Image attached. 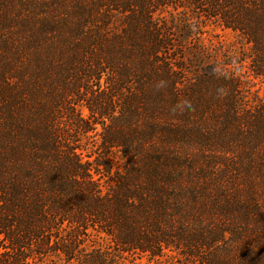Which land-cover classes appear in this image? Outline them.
Instances as JSON below:
<instances>
[{
	"label": "trees",
	"instance_id": "1",
	"mask_svg": "<svg viewBox=\"0 0 264 264\" xmlns=\"http://www.w3.org/2000/svg\"><path fill=\"white\" fill-rule=\"evenodd\" d=\"M166 262L264 264V0H0V264Z\"/></svg>",
	"mask_w": 264,
	"mask_h": 264
},
{
	"label": "rangeland",
	"instance_id": "2",
	"mask_svg": "<svg viewBox=\"0 0 264 264\" xmlns=\"http://www.w3.org/2000/svg\"><path fill=\"white\" fill-rule=\"evenodd\" d=\"M203 37L205 41L207 42H213L215 44H222L225 47H231L234 48L235 54L237 57H244V53H242L244 50H247V48L242 45L241 42H239L236 38V33H234L232 30L228 28H224L220 25L215 24H208L203 29ZM247 46V45H246ZM238 66H240V63H236ZM261 83H257V86L259 87ZM81 110L83 114L87 115V109L85 107H81ZM100 170L97 171L96 169H93L95 178H98V180L101 183V186L103 188V191L108 190V188L113 184V180L108 176L107 174L103 175L102 166H99ZM102 170V171H101ZM166 264H170V262H166Z\"/></svg>",
	"mask_w": 264,
	"mask_h": 264
}]
</instances>
